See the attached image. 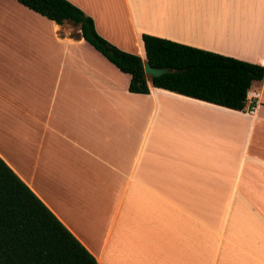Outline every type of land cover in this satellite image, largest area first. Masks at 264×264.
I'll list each match as a JSON object with an SVG mask.
<instances>
[{
  "label": "crops",
  "instance_id": "0c3cea01",
  "mask_svg": "<svg viewBox=\"0 0 264 264\" xmlns=\"http://www.w3.org/2000/svg\"><path fill=\"white\" fill-rule=\"evenodd\" d=\"M67 1L141 58L147 34L264 67V0ZM129 81L0 0V158L97 263L264 264V80L244 111Z\"/></svg>",
  "mask_w": 264,
  "mask_h": 264
},
{
  "label": "trees",
  "instance_id": "16d2710c",
  "mask_svg": "<svg viewBox=\"0 0 264 264\" xmlns=\"http://www.w3.org/2000/svg\"><path fill=\"white\" fill-rule=\"evenodd\" d=\"M57 25L71 21L81 36L120 72L130 76L128 91L156 89L244 111L264 67L232 57L142 34L143 57L116 48L95 29L93 20L67 0H15ZM169 69L147 77L143 65ZM0 264H98L73 234L0 158Z\"/></svg>",
  "mask_w": 264,
  "mask_h": 264
},
{
  "label": "water",
  "instance_id": "95a60500",
  "mask_svg": "<svg viewBox=\"0 0 264 264\" xmlns=\"http://www.w3.org/2000/svg\"><path fill=\"white\" fill-rule=\"evenodd\" d=\"M143 69H144V74L147 77H160L161 75L169 72V69H155L152 68L151 66H149V64L147 62H144L143 65Z\"/></svg>",
  "mask_w": 264,
  "mask_h": 264
},
{
  "label": "built area",
  "instance_id": "2783aa9c",
  "mask_svg": "<svg viewBox=\"0 0 264 264\" xmlns=\"http://www.w3.org/2000/svg\"><path fill=\"white\" fill-rule=\"evenodd\" d=\"M253 98V97H252ZM247 100H251V95H250V93L248 92L247 93ZM254 109V107H253V105L252 104H250V106H249V108H248V110L247 111H252Z\"/></svg>",
  "mask_w": 264,
  "mask_h": 264
},
{
  "label": "rangeland",
  "instance_id": "374dc122",
  "mask_svg": "<svg viewBox=\"0 0 264 264\" xmlns=\"http://www.w3.org/2000/svg\"><path fill=\"white\" fill-rule=\"evenodd\" d=\"M134 52V51H133ZM136 52V51H135ZM128 53V52H127ZM131 54H134V53H131Z\"/></svg>",
  "mask_w": 264,
  "mask_h": 264
}]
</instances>
